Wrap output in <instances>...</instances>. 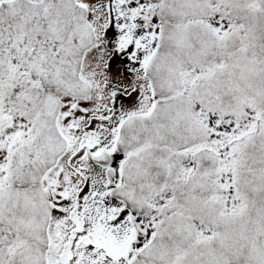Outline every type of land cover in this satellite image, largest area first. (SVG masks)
Listing matches in <instances>:
<instances>
[{"label":"snow or ice","instance_id":"snow-or-ice-1","mask_svg":"<svg viewBox=\"0 0 264 264\" xmlns=\"http://www.w3.org/2000/svg\"><path fill=\"white\" fill-rule=\"evenodd\" d=\"M0 264H264V0H0Z\"/></svg>","mask_w":264,"mask_h":264}]
</instances>
